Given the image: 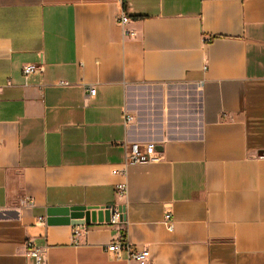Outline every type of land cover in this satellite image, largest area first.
<instances>
[{"label": "crops", "instance_id": "1", "mask_svg": "<svg viewBox=\"0 0 264 264\" xmlns=\"http://www.w3.org/2000/svg\"><path fill=\"white\" fill-rule=\"evenodd\" d=\"M132 144L160 161L125 165ZM72 206L100 216L50 223ZM120 233L143 263L106 251ZM29 244L40 264H264V0H0V264H36Z\"/></svg>", "mask_w": 264, "mask_h": 264}, {"label": "built area", "instance_id": "2", "mask_svg": "<svg viewBox=\"0 0 264 264\" xmlns=\"http://www.w3.org/2000/svg\"><path fill=\"white\" fill-rule=\"evenodd\" d=\"M119 26L124 30L125 26L129 23V19L125 15H120L118 20ZM125 36L135 37V33L125 31ZM43 65L42 64H27L22 67L23 76H28L30 74L36 72H42ZM58 86H68L69 84L66 82H58ZM96 94V91L93 87L88 89V97L93 98ZM132 121V118L128 115H123V124L127 125ZM160 161L158 154L156 153V148L154 145H145L140 146L138 144H132L129 147H125V165H147L153 164ZM117 194L120 196H124L127 192V188L125 184H120L116 186ZM25 203V202H24ZM25 205H29L25 203ZM111 217L109 220V224L111 226L122 225L121 217L119 212L116 210L110 209ZM165 226L169 232H172L173 225L170 214L165 216ZM79 228L75 227L73 230V240L76 241L77 236L79 235ZM30 251L29 256L33 258L36 264H40L42 262L41 250L43 247L32 244H29ZM106 251L108 253L113 254V257L116 260L125 259L129 262H138L143 263L148 257L147 250H140L130 243L127 242L123 233H120L118 239L112 242L110 245L106 247Z\"/></svg>", "mask_w": 264, "mask_h": 264}, {"label": "water", "instance_id": "3", "mask_svg": "<svg viewBox=\"0 0 264 264\" xmlns=\"http://www.w3.org/2000/svg\"><path fill=\"white\" fill-rule=\"evenodd\" d=\"M110 209V207H107L105 210L107 213H110ZM48 215L50 217L52 215H59L61 217L59 220H51L50 223L53 224L58 223L71 226H83L95 223L96 217L100 216V212L97 213L95 210H90L85 206H72L50 209Z\"/></svg>", "mask_w": 264, "mask_h": 264}]
</instances>
